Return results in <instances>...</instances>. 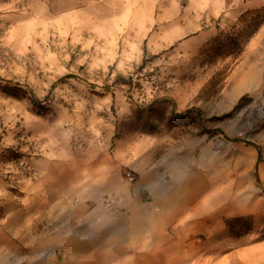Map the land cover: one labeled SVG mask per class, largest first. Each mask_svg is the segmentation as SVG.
<instances>
[{
    "label": "rangeland",
    "instance_id": "374dc122",
    "mask_svg": "<svg viewBox=\"0 0 264 264\" xmlns=\"http://www.w3.org/2000/svg\"><path fill=\"white\" fill-rule=\"evenodd\" d=\"M83 4L0 0V172L65 162L89 173L112 220L115 172L147 206L176 191L187 264L264 246V5L221 15L202 41L149 51ZM256 66L261 78L247 75ZM135 163L148 165L144 176ZM192 198L202 218L191 217Z\"/></svg>",
    "mask_w": 264,
    "mask_h": 264
},
{
    "label": "crops",
    "instance_id": "0c3cea01",
    "mask_svg": "<svg viewBox=\"0 0 264 264\" xmlns=\"http://www.w3.org/2000/svg\"><path fill=\"white\" fill-rule=\"evenodd\" d=\"M66 1L87 2L83 7L92 2L103 8L108 19L138 36L149 51L188 39L202 41L215 31L213 20L221 15L264 5V0ZM256 67L247 75L261 78V66ZM30 166L28 174L0 172V264H187L185 254L179 251L185 239L186 215L182 212L187 205L185 199L181 202L176 197V191L172 197L147 206L140 195L139 201H131L130 187L119 181V172H115L111 176L116 183L113 196L118 199L120 216L112 220L105 209L107 200L99 199L100 191L91 184L89 173L81 171L75 176L67 163L55 167L53 161L42 157L33 159ZM132 168L141 177L148 165L135 163ZM103 171L101 181L106 178ZM150 184L145 182L144 188L154 200L157 192ZM101 185L104 191L105 182ZM141 188L137 186V193ZM194 193L190 190L189 197ZM193 202L192 198L191 217L202 218L198 203ZM205 207L211 210L216 205ZM170 224L172 232L165 229ZM138 243L142 248H136ZM188 264H264V246H243L216 258L195 253Z\"/></svg>",
    "mask_w": 264,
    "mask_h": 264
},
{
    "label": "built area",
    "instance_id": "2783aa9c",
    "mask_svg": "<svg viewBox=\"0 0 264 264\" xmlns=\"http://www.w3.org/2000/svg\"><path fill=\"white\" fill-rule=\"evenodd\" d=\"M125 175H126V177L129 178V179H131L132 176H133V174H132L130 171H126V172H125ZM107 204H108V203H107Z\"/></svg>",
    "mask_w": 264,
    "mask_h": 264
},
{
    "label": "trees",
    "instance_id": "16d2710c",
    "mask_svg": "<svg viewBox=\"0 0 264 264\" xmlns=\"http://www.w3.org/2000/svg\"><path fill=\"white\" fill-rule=\"evenodd\" d=\"M67 77H69V76H73V74H68V75H66Z\"/></svg>",
    "mask_w": 264,
    "mask_h": 264
}]
</instances>
